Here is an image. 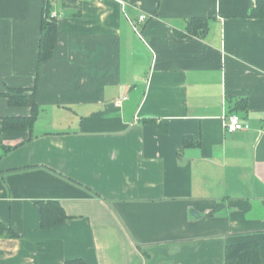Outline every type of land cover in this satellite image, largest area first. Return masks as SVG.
<instances>
[{
	"label": "crops",
	"instance_id": "1",
	"mask_svg": "<svg viewBox=\"0 0 264 264\" xmlns=\"http://www.w3.org/2000/svg\"><path fill=\"white\" fill-rule=\"evenodd\" d=\"M256 1L0 0V264H225L244 244L264 264ZM32 94V127L5 130ZM49 201L68 219L44 230Z\"/></svg>",
	"mask_w": 264,
	"mask_h": 264
},
{
	"label": "trees",
	"instance_id": "2",
	"mask_svg": "<svg viewBox=\"0 0 264 264\" xmlns=\"http://www.w3.org/2000/svg\"><path fill=\"white\" fill-rule=\"evenodd\" d=\"M251 17L255 19L264 18V0H257L256 6L251 12ZM195 24V28L202 32H205V23L200 20L194 19L191 25ZM56 42L55 26L53 22H43L38 62L42 63L48 60L52 54ZM10 103H16L17 105L26 106L29 105L32 108V113L27 118H21L16 120H5L3 127L5 130H25L30 129L33 125V121L36 115L35 101L33 94L28 97L11 96L9 97ZM40 227L44 230L53 228L63 223L68 219L62 208L56 202L40 203ZM0 236H6L13 238L16 234L0 223ZM65 264H88L82 259H72L65 262ZM225 264H261L258 248L254 244L234 245L229 246L225 251Z\"/></svg>",
	"mask_w": 264,
	"mask_h": 264
},
{
	"label": "built area",
	"instance_id": "3",
	"mask_svg": "<svg viewBox=\"0 0 264 264\" xmlns=\"http://www.w3.org/2000/svg\"><path fill=\"white\" fill-rule=\"evenodd\" d=\"M82 1V0H77ZM252 2H255L256 0H251ZM50 19H55L56 14L51 13L49 16ZM144 19V16H140L139 20L142 21ZM225 121V131L227 134L231 135L233 133H236L238 131H247L249 129V125L246 120L241 118L237 113H230L224 117Z\"/></svg>",
	"mask_w": 264,
	"mask_h": 264
}]
</instances>
